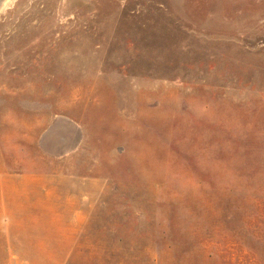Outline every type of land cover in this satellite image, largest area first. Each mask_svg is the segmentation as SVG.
I'll return each instance as SVG.
<instances>
[{"label":"rangeland","instance_id":"374dc122","mask_svg":"<svg viewBox=\"0 0 264 264\" xmlns=\"http://www.w3.org/2000/svg\"><path fill=\"white\" fill-rule=\"evenodd\" d=\"M0 183V264H264V0H0Z\"/></svg>","mask_w":264,"mask_h":264},{"label":"crops","instance_id":"0c3cea01","mask_svg":"<svg viewBox=\"0 0 264 264\" xmlns=\"http://www.w3.org/2000/svg\"><path fill=\"white\" fill-rule=\"evenodd\" d=\"M16 186L17 185L15 184L6 185L4 183H0V207L7 208L16 205L21 206L22 202L24 204H29V202H27V199L29 198L26 196H23L22 198L19 190L15 188ZM12 218L14 219L15 216H13ZM19 235L21 236H13L11 232L0 235V254L4 252V248L8 249V253H19L20 251L17 252L10 249H16L17 247H22L25 249L30 248L31 246L34 247L36 245V239L34 236H31L30 233H22ZM27 252L30 253V251Z\"/></svg>","mask_w":264,"mask_h":264}]
</instances>
